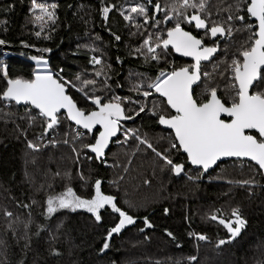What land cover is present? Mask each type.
I'll return each instance as SVG.
<instances>
[{
  "label": "snow or ice",
  "instance_id": "6c2138e0",
  "mask_svg": "<svg viewBox=\"0 0 264 264\" xmlns=\"http://www.w3.org/2000/svg\"><path fill=\"white\" fill-rule=\"evenodd\" d=\"M100 4L99 12L105 20L110 12L115 11L128 27L136 30L130 35L140 39L130 55L142 58L145 64H155L154 74L137 73L134 81L130 74L129 95L121 96L113 91L110 83L112 65L106 64L99 55L88 60L94 69L92 78H85L87 73H76L69 80L61 74L63 69L53 72L43 55L51 51L49 48L37 49L41 54L30 57L36 67L27 78L10 77L7 66H0L4 80L0 102L5 106L23 107L29 126L37 120L41 122V131L31 140L27 139V130H20L17 125L25 137L27 149L34 154L60 143L68 145L70 137L76 162L83 154L86 160L107 165L106 150L114 143L122 148L131 146L133 156L141 150L150 151L161 172L177 177L187 175V165L198 173L197 176L187 175V179L193 182L218 162H223V158L246 159L249 167L264 176V0H219L217 5H212L211 0H164L163 4L161 0H126L125 5L100 0ZM12 8L13 5L8 4L0 10L8 12ZM59 8L58 0H30L29 22L39 28L34 33L37 38L42 35L46 40L52 38L50 33L59 26ZM4 23L6 21H0V24ZM201 30L203 35L199 34ZM236 33L246 34L247 39L235 52H230L228 46L233 43ZM111 35L115 41H121L120 35L114 32ZM208 39L213 42L206 43ZM6 43L0 38V45ZM20 43L25 44L23 40ZM173 53L190 57L192 62L177 65L169 60ZM221 54L222 58L216 60ZM116 60L119 63L120 57ZM206 64L211 65L210 70H205ZM201 85L203 88L197 92ZM115 86L122 87L119 83ZM70 89L77 95H70ZM148 113L158 126L168 130V147L155 146L140 126L126 127L127 122ZM65 122L69 130L63 132L61 141L56 137ZM85 140L88 142L83 143ZM174 154L183 159L177 162ZM79 175L84 180L83 173ZM50 176L54 181L61 174L57 171ZM25 177L29 178L27 171ZM63 179H70V174L66 173ZM228 183L242 187L257 185L254 178ZM52 188V183H48L37 189L48 192L41 205V214L49 218L59 210H84L96 225L109 224L100 252L110 248L114 235L122 234L128 226L134 227L137 223L131 209L119 206L116 196L101 190L102 180L99 178L91 185L88 196L78 195L68 184L59 193ZM38 203L33 199L31 204H21L20 207L28 209ZM164 213H168L167 208ZM2 214L8 218L7 228L15 236V225L20 222V217L13 219V213L6 208ZM209 218L227 230L228 235L218 239L217 246L233 241L247 224L239 207L231 209L229 218H224L219 210ZM31 222L29 213L28 222L23 225L26 232ZM142 223L143 227L138 229L141 234L155 227L147 216L142 217ZM61 226L62 221L56 228ZM42 230L48 229L43 224L37 225L33 235L39 236ZM164 232L176 240L173 232L167 228ZM49 234L55 241L56 236L50 230ZM188 235L195 236L198 241L209 239L202 233L189 232ZM144 239L150 237L145 235ZM30 243L29 237L25 248ZM50 254L59 256L61 253L51 247ZM187 259L196 262L198 258L189 256ZM17 264H25V261L21 259ZM258 264H264V260Z\"/></svg>",
  "mask_w": 264,
  "mask_h": 264
},
{
  "label": "trees",
  "instance_id": "16d2710c",
  "mask_svg": "<svg viewBox=\"0 0 264 264\" xmlns=\"http://www.w3.org/2000/svg\"><path fill=\"white\" fill-rule=\"evenodd\" d=\"M108 2L126 4V0ZM58 3L59 26L54 33H50L52 38L46 40L43 35L40 38L34 35L39 28L29 22L30 0H0V7L13 5L8 12L0 10V21H6L0 24V38L7 41L6 50H0V66H7L10 77H29L35 69V62L30 57L40 55L37 49L42 48L51 49L50 52L43 53L48 67L53 72L63 69L61 74L69 80L76 73H87L85 78H92L94 69L88 64V60L93 55L101 56L106 64L112 65L110 83L113 91L121 96L129 95L130 74L133 81L137 73L149 76L154 74L155 64H145L142 58L130 55L131 49L138 46L140 37L130 35V32L136 30L128 27L118 12H110L109 18L105 20L99 12L100 0H58ZM211 4L217 5L219 0H211ZM68 5L72 7L68 8ZM212 10L215 11V8ZM113 32L121 36V41L114 40L111 35ZM235 36L234 42L228 46L230 52L236 51L247 39L246 34L237 36L236 33ZM21 40L25 44H21ZM222 55L217 56L216 60H220ZM117 57H120L119 63ZM169 60L177 65L185 63L173 54ZM116 83L122 87L117 88ZM3 86V73L0 72V88ZM69 94L77 95L72 89ZM220 94L224 95L223 92ZM133 98H136L135 94ZM40 124L37 120L34 125L28 126L23 107L14 104L5 106L0 102V264H17L21 259L25 264H258V261L264 260V176L249 167L247 161H243L247 164L244 168L247 172L254 170L255 174L233 172L210 178L211 172L220 168L235 169L239 160L220 162L195 182L188 180L184 174L178 178L170 174L167 178L170 182L169 190L172 192L175 188L173 193L176 195L161 189L164 200L159 204L146 209L135 206L130 208L120 200L121 192L116 182L111 180L116 170L109 166L110 161L115 162V156L110 158V153L127 146L122 148L111 144L106 151L107 165L86 160L83 154L76 162L75 154L71 151V140L68 145L61 143L57 148L49 146L33 154L27 149L25 137L20 130L26 129L27 139L31 140L35 133L41 131ZM134 124H138L142 132L162 131L168 135V130L158 126L150 113L126 123L129 126ZM63 125L68 128L67 122L61 127ZM87 142L88 140L83 141ZM76 146L80 148L79 143ZM119 158L123 159L121 156ZM174 158L177 162L183 159L175 155ZM26 171L29 178L25 177ZM57 171L61 177L52 181L50 174ZM189 171L193 170L186 165V172ZM45 173L49 175L46 176ZM66 173L70 174V179H63ZM79 173H83L84 180L80 179ZM97 178L102 180L101 190L105 194L116 196L119 206L131 209V214L137 217L136 225L128 226L120 235H114L110 240V248L104 252L99 249L109 224L96 225L84 210H59L53 217L45 218L41 214V205L48 192L37 191L41 184L46 186L52 183V191L59 193L68 184L78 195L88 196L92 191L91 185ZM252 178L257 181V185L242 187L228 183ZM183 179H187V185L183 186L180 182ZM110 181L113 183H109ZM171 195L172 199L169 198ZM33 199L39 203L28 209L20 207L21 204H31ZM206 207L210 208V213L219 210L224 218L230 217L232 208L239 207L247 224L233 241L217 246V240L228 235L227 230L218 222L210 220L211 215L202 212ZM5 208L13 213V219L20 217V222L15 225V236L7 228L8 218L2 214ZM165 208L168 209L167 214L164 213ZM29 213L32 222L26 232L23 225L28 222ZM144 216L155 227L146 229L141 234L138 229L143 227ZM61 221L62 226L57 229L56 225ZM40 224L45 225L48 230H42L39 236L33 235ZM165 228L173 232L175 241L166 235ZM49 230L56 236L55 241L51 239ZM189 232L205 234L209 239L198 241L195 236H189ZM145 235L150 239L145 240ZM29 237L30 246L25 248ZM51 247L57 248L61 254L51 255ZM189 256H197L198 259L196 262L189 261Z\"/></svg>",
  "mask_w": 264,
  "mask_h": 264
},
{
  "label": "rangeland",
  "instance_id": "374dc122",
  "mask_svg": "<svg viewBox=\"0 0 264 264\" xmlns=\"http://www.w3.org/2000/svg\"><path fill=\"white\" fill-rule=\"evenodd\" d=\"M237 36H242V34L239 35L237 33ZM6 49H3L2 51H5ZM232 52H235V50H232ZM34 62V61H33ZM36 67V65H35ZM211 65L207 64L205 67V70H210ZM203 88V85H201L200 89H197V92H199ZM138 124H134L132 126L126 125V127H136ZM29 126V125H28ZM69 130L66 128V126H62L59 129L60 135H57L58 140H63V132ZM149 137L153 140V143L158 148H166L168 147V140L166 134H164L162 131L158 132H148ZM163 136L164 139L160 140L159 138ZM71 138L69 137V142ZM61 144V143H60ZM59 144V145H60ZM58 145V146H59ZM61 145H64L63 143ZM56 146V148L58 147ZM55 148V147H54ZM132 147L127 146L125 149H119L118 151H115L113 153H110V158L114 155L115 156V162H109L110 168L116 170V174L113 173L112 175V181L116 182L118 186V190L121 192L120 200L123 204L130 208L140 207L142 209H146L150 206H153L155 204H159L161 201L164 200V197L161 195V189H164L166 193H173L175 192L173 188L172 192L169 190L170 182H168V175L167 172H161L159 171V168H155L156 158L150 151H144L141 150L140 152L136 153L134 156L132 155ZM175 155V154H174ZM122 157L123 159H120L119 157ZM113 158V157H112ZM129 159H131V163L129 164ZM118 165V166H111V165ZM237 166L235 169L228 168L224 169L220 168L215 172H211L210 178H218L220 176L228 175L236 172V173H247V174H255V171L253 172H247L246 168H244L247 164L243 161H238ZM125 167L127 168V171H125ZM158 171V172H157ZM212 171V170H211ZM156 172V173H155ZM165 173L167 175H165ZM187 175L191 176H197V173L195 171L187 172ZM186 175V176H187ZM122 177V178H121ZM145 181H148L149 183H145ZM180 182L184 185H187V179L180 180ZM187 191V188H185ZM172 195H176L173 193ZM169 196V198H173V196ZM175 198V197H174ZM136 208V209H137ZM210 208H205L202 210L204 214L212 215L213 213H210Z\"/></svg>",
  "mask_w": 264,
  "mask_h": 264
},
{
  "label": "water",
  "instance_id": "95a60500",
  "mask_svg": "<svg viewBox=\"0 0 264 264\" xmlns=\"http://www.w3.org/2000/svg\"><path fill=\"white\" fill-rule=\"evenodd\" d=\"M3 49H6V45L4 44V45H0V50H3ZM176 57H179V58H185V59H188V60H191V58L190 57H183V56H181L180 54H177V53H173ZM129 122H132V121H129ZM129 122H127V123H129ZM162 128H163V126H161ZM110 146H111V144H110ZM109 146V147H110ZM107 151V150H106ZM226 160H236V158H223V161H226ZM245 161H246V159H245ZM218 163H220V162H218ZM216 167V165H214L209 171H211L212 169H214ZM208 171V172H209ZM174 175V174H173ZM204 175V174H203ZM202 175V176H203ZM175 176V175H174ZM181 176V175H180ZM180 176H178V177H180ZM176 178H178L177 176H175ZM217 222V221H216ZM223 226V225H222Z\"/></svg>",
  "mask_w": 264,
  "mask_h": 264
},
{
  "label": "flooded vegetation",
  "instance_id": "af4514ba",
  "mask_svg": "<svg viewBox=\"0 0 264 264\" xmlns=\"http://www.w3.org/2000/svg\"><path fill=\"white\" fill-rule=\"evenodd\" d=\"M194 34H196L195 32H194ZM200 35H203V31L201 30L200 31V33H199ZM235 38H236V36L234 37V40H235ZM213 41L211 40V39H208V40H206V43H212ZM234 42V41H233ZM243 42H244V40H243ZM239 44V43H238ZM222 46H223V44H221V48H222ZM174 55V54H173ZM175 56V55H174ZM176 57V56H175ZM179 58V57H178ZM179 59H181L183 62H185L184 64H189V63H191L192 61L191 60H188V59H185V58H179ZM183 64V65H184Z\"/></svg>",
  "mask_w": 264,
  "mask_h": 264
}]
</instances>
